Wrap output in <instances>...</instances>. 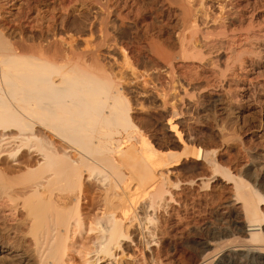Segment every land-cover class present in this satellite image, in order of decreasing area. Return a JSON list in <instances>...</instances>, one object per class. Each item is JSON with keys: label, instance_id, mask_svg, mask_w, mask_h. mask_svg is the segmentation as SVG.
<instances>
[{"label": "bare ground", "instance_id": "bare-ground-1", "mask_svg": "<svg viewBox=\"0 0 264 264\" xmlns=\"http://www.w3.org/2000/svg\"><path fill=\"white\" fill-rule=\"evenodd\" d=\"M96 6L99 38L91 31L78 46L48 36L61 15ZM113 13L119 30L134 24L129 42L111 30ZM143 53L157 71L144 84L165 106L169 144L159 148L162 136L143 134L131 115L128 85L149 75ZM179 77L206 84L195 93ZM224 80L264 126V0H226L216 17L203 0H0V261L68 264L86 187L99 181L105 218L85 264H118L139 207L153 226L144 227L151 256L133 264H169L176 254L164 246L176 253L178 239L191 252L178 264H264V127L242 137L227 129ZM180 88L198 124L178 122ZM235 140L241 161L225 165ZM188 162L201 173L174 178Z\"/></svg>", "mask_w": 264, "mask_h": 264}, {"label": "rangeland", "instance_id": "rangeland-1", "mask_svg": "<svg viewBox=\"0 0 264 264\" xmlns=\"http://www.w3.org/2000/svg\"><path fill=\"white\" fill-rule=\"evenodd\" d=\"M225 1L226 0H203V6L205 9H207V11H209V13H211L213 17H216L220 16L221 8L225 4ZM103 16V12L97 6L93 7L91 10L75 12L70 16L63 14L58 20L54 31L50 32L48 36L56 34L60 39L66 41L74 40L78 44V46H84L85 42L90 38L91 31H94L96 37L99 38V21ZM91 24L93 25L92 27ZM119 24L120 20L117 18L115 13L110 15V26L111 30L115 32V37L123 39L125 41L128 40L127 42H129V40H131L132 38L131 35L135 28L134 24L130 21H127L123 30L118 29V27L120 26ZM212 26L213 25H210V27ZM26 34L28 37H34L35 35L38 36V32L36 31H29ZM109 54V57L116 56L115 58H121L118 51H113L112 53L110 51ZM215 57L219 59V65L223 66L226 54L223 52L218 53L215 54ZM139 61V71L142 73L147 72L149 73V75L144 77L141 76L135 83L128 85V93L129 97H131V115L135 124L139 129L142 130L143 134H147L150 136L157 134L159 136H162L157 144V147L159 148V146L169 144V139L166 137V128L168 125L164 113L165 106L161 98L157 96L156 92L151 89L152 86L148 83H145V85L143 80L147 78L149 80L150 77L156 78L157 71L152 66L151 61H149V59L146 57V54H141ZM179 80H181L180 83L183 84L187 89H189L190 91H194L195 93H197L199 89L203 88L206 84V80L204 79L195 80L191 85H189L188 81L181 79V77H179ZM222 82L224 89H226L224 90L222 87V89L224 90L223 91L222 89L218 88L216 92L221 91L224 100H226V102L228 104L230 103L231 105L230 112L226 115L221 116V118H223L226 122L227 129L232 134L239 137L244 136L245 133L250 132L253 134H257L263 131L264 126H261V114L259 113L258 109L256 107H249L246 103H239L236 97L240 90H228L227 81L224 80ZM145 90L147 92H145ZM225 91L226 93H224ZM175 95L177 96V98L175 99V104L181 108V111L177 116L178 122L186 124L187 122L192 120L198 124L200 122V119L203 117L202 113L197 114L196 112H191L188 110V107L191 105L192 101L187 96H184V100H181V96H183V88H180L179 91L175 93ZM234 101L238 103H234ZM139 134L140 133H138V135ZM232 143V146L227 150H224L221 155V160L225 165L238 162V160L241 161V150L239 149L238 141L235 140ZM170 148L175 149L172 145L170 146ZM173 171L175 173L174 178L178 177L181 180L191 179L194 177L196 178L201 173L199 166L194 162H188L183 166L179 165V167L173 169ZM16 172L18 171L16 170ZM85 191L86 192L82 199L83 201L81 211L84 221V230L82 231V233L76 229L73 230L67 257L68 264H85L86 258L92 255L91 253V255L89 254V256L88 251L94 250L99 243V233L97 232L98 226H96V222L99 219L101 220L105 218L104 212L107 201L105 194L107 191V187L101 185L99 181H95L93 185L87 186ZM136 213L139 215L140 221L142 222L140 223L139 219L137 218L130 227L128 225L129 241L124 243L122 247L124 254L122 256V252H120V256L122 257L118 259V264H133V258L140 255H142L140 257L144 258L151 256V253L146 250L147 238H144V236L145 228H153V226H151V221L146 220V216L142 212L140 207L137 209ZM158 214V216H160L161 218L160 221L166 220L167 216L165 210L161 209ZM141 218H144L147 222H143L144 219ZM155 221H157V219H155L154 222ZM90 228H94V230L90 231ZM177 242L178 245L176 253H174L172 247H169L167 245L164 246L165 253L169 254L170 256H172V254H176V256L174 258H170V260L165 259L163 261H168L167 263L169 264H178L179 262L188 259L191 254L189 248L182 243V240L178 239ZM107 263L108 262L106 261L102 264ZM0 264L7 263L0 261Z\"/></svg>", "mask_w": 264, "mask_h": 264}]
</instances>
